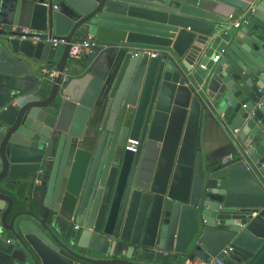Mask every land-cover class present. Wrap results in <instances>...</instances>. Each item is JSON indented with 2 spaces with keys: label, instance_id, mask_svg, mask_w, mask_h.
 Returning <instances> with one entry per match:
<instances>
[{
  "label": "water",
  "instance_id": "95a60500",
  "mask_svg": "<svg viewBox=\"0 0 264 264\" xmlns=\"http://www.w3.org/2000/svg\"><path fill=\"white\" fill-rule=\"evenodd\" d=\"M19 1L46 8L39 30L118 54L105 79L76 65L63 84L69 46L56 62L51 43L0 30V75L59 72L0 121V264H172L228 246L225 264H264V0ZM208 118L233 161L206 159ZM27 186L44 192L36 211L18 204Z\"/></svg>",
  "mask_w": 264,
  "mask_h": 264
},
{
  "label": "crops",
  "instance_id": "0c3cea01",
  "mask_svg": "<svg viewBox=\"0 0 264 264\" xmlns=\"http://www.w3.org/2000/svg\"><path fill=\"white\" fill-rule=\"evenodd\" d=\"M55 4H58L55 1ZM54 4V5H55ZM46 8L37 3H31L19 0H3L0 4V30H12L21 32L22 29H29L36 33L46 34L50 31L39 30L44 28L42 23L45 20ZM92 37L98 41V46L93 55L74 60L69 58V68L65 69L63 76H66L69 83L72 80V73L70 68L80 66L87 69L92 75L105 79L113 67L118 50L115 43L104 42L98 40L92 35L81 36L80 39ZM65 54V48H59L56 57V62H60ZM51 67L43 66L36 76H25L22 79L0 75V102L4 103L11 99L4 109L0 110V121L7 115H10L13 110L10 106H17L21 98H32L34 91H36L42 84L44 86L53 85L54 81L45 78V72L50 71ZM83 74V73H81ZM81 76V75H76ZM10 105V106H9ZM202 146L204 147L207 160L219 159L224 156L233 155V148L228 146L225 134L218 129L213 119H207L203 128ZM234 156V155H233ZM234 160V157H233ZM32 187L27 186L21 189L18 204L24 210L36 211L37 204L43 202L44 192L42 190H33ZM193 252H188L187 256H193ZM197 259L206 260L209 255L207 253H196ZM187 256H180L172 260V264H184Z\"/></svg>",
  "mask_w": 264,
  "mask_h": 264
},
{
  "label": "built area",
  "instance_id": "2783aa9c",
  "mask_svg": "<svg viewBox=\"0 0 264 264\" xmlns=\"http://www.w3.org/2000/svg\"><path fill=\"white\" fill-rule=\"evenodd\" d=\"M57 9V6H54ZM242 21H238L234 23L235 28H240ZM20 40L29 41L34 44L49 42L54 47L57 48H65L69 46V58L74 60H80L85 57H89L94 54L96 47L98 46V41L92 37H88L85 39H77L72 42H69L67 39L62 37L52 36L50 33L41 34L36 33L31 30L22 29ZM218 58H216L217 60ZM59 76V72L56 70H50L45 72V78L50 81H55ZM68 78L66 76H62V83L65 84L68 82ZM140 146V141L137 139H128L125 150L137 153ZM227 161H233V155H230L226 158ZM76 230L79 227H75ZM233 252V248L228 246L223 249L219 255L217 256H209L206 260H199L197 258H191L190 256L185 258L184 264H225L226 258H228Z\"/></svg>",
  "mask_w": 264,
  "mask_h": 264
},
{
  "label": "trees",
  "instance_id": "16d2710c",
  "mask_svg": "<svg viewBox=\"0 0 264 264\" xmlns=\"http://www.w3.org/2000/svg\"><path fill=\"white\" fill-rule=\"evenodd\" d=\"M11 99H9V100H7L6 102H4V103H1L0 102V110H2V109H4L8 104H10V101ZM10 101V102H9Z\"/></svg>",
  "mask_w": 264,
  "mask_h": 264
}]
</instances>
